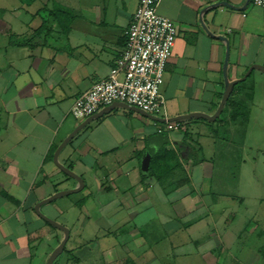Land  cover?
<instances>
[{
    "label": "crops",
    "instance_id": "crops-1",
    "mask_svg": "<svg viewBox=\"0 0 264 264\" xmlns=\"http://www.w3.org/2000/svg\"><path fill=\"white\" fill-rule=\"evenodd\" d=\"M53 1L68 11L60 24L50 10L43 30L42 9L30 12L25 28L11 21L20 7L0 9V264H46L54 250L56 232L35 206L79 185L54 155L87 119L75 117L72 105L115 66L140 0ZM158 11L178 29L161 86L170 118L217 111L227 49L230 80L242 78L253 64L264 66V12L252 0H160ZM250 76L256 85L264 82V72L254 69L237 83L221 119H183L185 129L158 133V117L118 105L87 122L61 150L59 161L83 177L94 204L129 209L133 226L127 232L134 245L125 243L123 255L136 264H185L192 255L201 259L194 264H248L243 259L252 250L258 258L253 263L262 264L260 246L246 243L237 249L240 255L233 252L241 237L253 236V219L240 218L235 233L227 227L232 212L226 217L224 208V227L215 229L217 204L205 199L214 195L216 156L232 146L220 138L219 128L235 124L246 105L244 91L256 94L254 83L247 84ZM222 160L226 169V157ZM41 209L54 216L52 202ZM234 219L233 224L239 218ZM165 238L172 241L169 257L158 258L153 248Z\"/></svg>",
    "mask_w": 264,
    "mask_h": 264
},
{
    "label": "rangeland",
    "instance_id": "rangeland-1",
    "mask_svg": "<svg viewBox=\"0 0 264 264\" xmlns=\"http://www.w3.org/2000/svg\"><path fill=\"white\" fill-rule=\"evenodd\" d=\"M67 1L61 0L62 3L68 5ZM57 6L61 5L53 0H0V9L20 7V14L12 15L14 18L11 21L12 25L21 28V25L25 28L24 23L30 22V12L33 10L42 9L44 10L42 14L49 17L50 10ZM254 79L255 76H252L247 84L254 83L256 94L250 96L251 90L250 92L244 91L243 99L246 100V105L241 107L240 111L243 112L240 113L235 124L230 128L225 126L219 128L218 135L220 138L222 140L229 139L232 146L228 152L226 148L220 155L216 156L214 189L212 191L214 195L206 196L205 199L207 204H217L214 213L217 220L215 229L224 227L222 223L225 219V215H222L224 208L226 217L227 214L229 217L230 212H232L230 216L233 219H229L231 224H227V227H231L232 230L242 225L239 223L240 218L253 219L252 224L249 225V227H253V236L250 233L249 237H241V241L233 246V252L240 255L237 249L246 246V243L248 245L254 244L251 245V248L260 246L261 260L264 264V82L258 81L256 85L257 80L254 82ZM225 112L221 118L226 116ZM219 122H212L214 129L217 128ZM221 148H224L223 145ZM224 157H226L227 168L221 169ZM66 179L68 180V177ZM64 181L66 182V180ZM63 182L60 181L58 187ZM89 196L91 194H88L84 188L77 193L65 195L52 202V208H55V211L53 212L54 216L49 217L67 226L70 230V238L65 249L54 264H117L118 261L121 264L123 256L129 260V263L136 264L127 255H123L126 251L125 243L127 246L129 244L134 245L132 235L127 232L133 226L128 217L129 209L123 210L121 208L119 210L117 209L118 204H107L101 210L100 206L104 204H94L93 198ZM93 197L98 199L95 193ZM85 202L86 204H83ZM126 208L128 207L126 206ZM147 215H151L150 208ZM234 217L239 219L233 224ZM47 226L56 232V236H51V245L55 249L65 237L64 232L49 223ZM152 227L156 229L154 226ZM211 228L214 229L213 224ZM143 233L148 235L145 229H143ZM235 233H238L237 229ZM157 236L159 237V234ZM186 237L187 235L184 233V238ZM170 244L172 241L168 238L159 240L153 248L156 256L164 259L169 257ZM135 251L141 252L140 250ZM248 254V257H245L243 261L254 264L253 262L258 259L257 252L252 250ZM200 260L199 256L192 255L191 258L185 260V264H194ZM126 262L124 261V264Z\"/></svg>",
    "mask_w": 264,
    "mask_h": 264
},
{
    "label": "built area",
    "instance_id": "built-area-1",
    "mask_svg": "<svg viewBox=\"0 0 264 264\" xmlns=\"http://www.w3.org/2000/svg\"><path fill=\"white\" fill-rule=\"evenodd\" d=\"M160 0H140L129 26L119 58L108 76L75 99L72 114L86 119L101 108L125 102L158 117L157 132L186 128L171 121L161 93L164 74L173 54L178 29L170 17L159 13ZM264 12V0H252Z\"/></svg>",
    "mask_w": 264,
    "mask_h": 264
},
{
    "label": "water",
    "instance_id": "water-1",
    "mask_svg": "<svg viewBox=\"0 0 264 264\" xmlns=\"http://www.w3.org/2000/svg\"><path fill=\"white\" fill-rule=\"evenodd\" d=\"M220 39H223L225 41H227V43L229 44L228 39L225 36H219ZM227 44V45H228ZM229 49H227V54H226V61H225V65H224V77H225V90H224V94L223 97L221 99V102L218 106L217 111L213 114V115H209L206 113H202V112H192L189 114H183V115H179V116H175L170 118L171 121H178V120H183V119H188V118H206L210 121H214L217 118L220 117V115L222 114V111L227 103L228 98L230 97L232 90L234 88V86L245 80L254 69H259L262 70L264 72V66L261 64H253L248 71L246 72V74L240 78V79H236V80H230L229 76H228V59H229ZM118 105H125V106H129L130 104H127L125 102H116L110 106H107L106 108H104L103 110H101L100 112H98L97 114L90 116L89 118H87L84 122H82L77 128H75V130L62 142V144L57 148L55 155H54V160L55 163L61 168V170H63L66 174H68L69 176L75 178L79 185L75 188L72 189H68V190H60L56 193H54L53 195L49 196L48 198H45L43 200H41L40 202H38L35 206V211L37 212V214L39 216H41L43 219H45L47 222H49L51 225L57 227L58 229L62 230L64 232V238L63 240L60 242V244L52 251V253L50 254L46 264H54L55 260L58 258V256L64 251L65 246L67 241L70 238V230L67 226L61 224L60 222L54 220L53 218L49 217L48 215H46L41 207L44 204H48L53 202L54 200L65 196V195H69L71 193H77L79 191H81L84 186H85V181L83 179L82 176L78 175L76 172H74L71 168H69L68 166L64 165L63 163H61L58 159L59 154L61 152V150L63 149V147L68 143V141L73 138V136L82 128L84 127V125L89 122L92 119L98 118L102 115H104L105 113L109 112L110 110H112L115 106ZM134 108L138 109L139 111H142L140 108H137L134 106ZM144 112V111H142ZM144 114L151 116L150 114L144 112ZM145 160V159H144Z\"/></svg>",
    "mask_w": 264,
    "mask_h": 264
},
{
    "label": "trees",
    "instance_id": "trees-1",
    "mask_svg": "<svg viewBox=\"0 0 264 264\" xmlns=\"http://www.w3.org/2000/svg\"><path fill=\"white\" fill-rule=\"evenodd\" d=\"M46 8H48V6H46ZM45 9V8H44ZM46 11V10H45ZM53 15L54 18L56 19V21L60 24H62L61 19L63 18V13L68 11V8L64 7V6H57L56 8H54L53 10ZM49 19L47 18V15L44 16V22L41 25V29H46L47 28V23H48ZM223 114V113H222ZM220 119V118H219Z\"/></svg>",
    "mask_w": 264,
    "mask_h": 264
}]
</instances>
